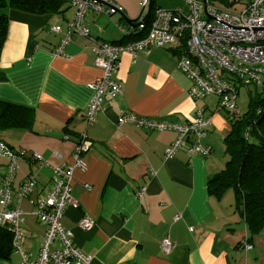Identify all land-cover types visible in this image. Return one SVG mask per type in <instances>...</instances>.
Wrapping results in <instances>:
<instances>
[{
	"label": "crops",
	"instance_id": "1",
	"mask_svg": "<svg viewBox=\"0 0 264 264\" xmlns=\"http://www.w3.org/2000/svg\"><path fill=\"white\" fill-rule=\"evenodd\" d=\"M143 1L119 0V5L136 20ZM70 9L72 13L44 16L6 10L0 99L35 111L31 129L1 135L17 157L14 197L25 180L37 183L31 197L19 205L26 254L36 260L46 234V226L30 212L52 188L54 169L73 162L77 143L86 136L92 147L83 156L84 168L75 170L72 186L79 208H67L62 224L72 230L75 246L92 257L91 264H264V230L251 237L239 218L235 196L226 203L230 193L222 200L209 193L208 183L228 161L219 154L218 141L225 145L231 131L227 114L217 111L218 99L194 101L189 96L193 82L179 69L175 46L150 47L136 58L121 56L115 81L123 93L115 101L106 100L97 121L89 125L85 112L94 96L91 85L103 72L88 38L74 35L62 53L57 52L63 34L52 28L67 30L75 15ZM85 25L91 37L117 43L127 23L122 13L90 11ZM200 109L212 121L201 142L208 156L192 154L186 145L168 159L165 152L176 139L174 132L118 123L130 113L138 119L182 124L194 121ZM10 162L0 155V189ZM86 215L95 222L90 230L79 227ZM166 237L175 244L170 255L161 249ZM0 264H23V258L14 251Z\"/></svg>",
	"mask_w": 264,
	"mask_h": 264
},
{
	"label": "built area",
	"instance_id": "2",
	"mask_svg": "<svg viewBox=\"0 0 264 264\" xmlns=\"http://www.w3.org/2000/svg\"><path fill=\"white\" fill-rule=\"evenodd\" d=\"M184 1L189 14H184L183 10L168 11L152 6L149 22L143 23V13L137 21L139 27L134 29L136 33H147L145 37L120 44L91 37L85 25L90 11L106 15L123 13L119 0H69L75 10L69 27L67 30L58 25L52 28L54 33L63 34L57 52L62 53L74 35L88 38L94 44L92 51L95 64L103 72L101 79L91 85L94 96L85 112L89 125L97 121L106 100L115 101L123 93L122 86L115 81V75L124 53L136 58L140 51L147 48H166L171 45L175 46L179 69L193 82L189 96L196 102L214 96L218 99V112H225L232 117L239 114V92L230 77L238 73L241 79H249L243 83L246 85L250 82L262 83L264 79V0ZM217 2L223 3L225 7H219ZM141 6L145 12L150 6V0H144ZM130 29L122 27L126 36H131ZM118 123L134 124L149 131L174 132L176 139L165 152L168 159L175 157L186 145L190 146L192 154H210L201 142L209 133L212 121L202 109L197 111L194 121L182 124L138 119L130 113H124ZM91 147L92 143L83 136L77 143L73 162L54 169L56 178L52 188L37 201L30 212L46 226L39 256L32 260L23 248L24 212L19 205L31 197L37 183L33 178L25 180L14 197L17 157L5 143L0 142V155L11 160L10 173L0 189V225L6 224L12 229L14 251L21 254L23 264L92 263V257L75 246L72 230L62 224L67 208H79V202L72 196L74 173L77 168H84L83 156ZM38 160L42 159L38 157ZM94 225V220L88 215L79 222L83 230H90ZM174 248L175 244L169 237L161 241L164 255H170Z\"/></svg>",
	"mask_w": 264,
	"mask_h": 264
},
{
	"label": "trees",
	"instance_id": "3",
	"mask_svg": "<svg viewBox=\"0 0 264 264\" xmlns=\"http://www.w3.org/2000/svg\"><path fill=\"white\" fill-rule=\"evenodd\" d=\"M8 9L44 16L66 13L70 5L69 0H0V51L8 35ZM130 31L131 36L125 34L117 43L140 40L147 34L136 33L134 29ZM230 78L237 90L240 83L249 81L241 79L238 73ZM4 79L0 75V81ZM244 85L249 94L248 108L244 113L240 110L234 117L227 114L231 125L225 139L228 161L208 187L210 195L217 200L233 192L239 218L248 227L251 237H255L264 230V79L262 83ZM34 120V109L0 99V142L5 143L1 139L4 132L27 131L32 128ZM13 254V231L9 225H0V260H10Z\"/></svg>",
	"mask_w": 264,
	"mask_h": 264
},
{
	"label": "rangeland",
	"instance_id": "4",
	"mask_svg": "<svg viewBox=\"0 0 264 264\" xmlns=\"http://www.w3.org/2000/svg\"><path fill=\"white\" fill-rule=\"evenodd\" d=\"M67 5H68V3H67ZM153 5L155 8L160 7V8H163L165 10H168V11L183 10L184 14H189L188 6L184 0H154ZM217 5L219 7H225L223 5V3H221V2H217ZM149 10H150V6L145 9L144 16H146L149 13ZM72 12H73V10L69 9V11H67L66 13L68 14V13H72ZM124 35H125V32H123L121 30L120 31V39H122L124 37ZM238 88H239L238 89L239 95H238L237 103H238V106H239L240 110L242 111V113H244L248 108L249 94H248L247 88L244 84L240 83ZM218 146H219V154L224 156V158L226 157V159L228 160V156H226V154H225L226 148H225V145L221 139H219V141H218ZM216 149L218 151V148H216ZM229 193L230 194H228L227 198L225 199L226 203H229L228 201H234V198H235V197L232 198L234 196L233 192H229ZM235 201H236V199H235Z\"/></svg>",
	"mask_w": 264,
	"mask_h": 264
},
{
	"label": "water",
	"instance_id": "5",
	"mask_svg": "<svg viewBox=\"0 0 264 264\" xmlns=\"http://www.w3.org/2000/svg\"><path fill=\"white\" fill-rule=\"evenodd\" d=\"M152 6H153V0H150V10H149V13L144 17L143 23H148L149 22L150 17H151ZM143 13H144V9L141 11V14H140L139 18L142 16ZM122 14H123L125 22L127 23V26H129V27H131L133 29H136V28L139 27V24H137V21H138L139 18L136 19V20H131L124 13H122Z\"/></svg>",
	"mask_w": 264,
	"mask_h": 264
}]
</instances>
